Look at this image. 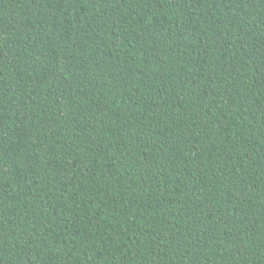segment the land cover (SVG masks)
I'll return each instance as SVG.
<instances>
[{
    "label": "trees",
    "instance_id": "16d2710c",
    "mask_svg": "<svg viewBox=\"0 0 264 264\" xmlns=\"http://www.w3.org/2000/svg\"><path fill=\"white\" fill-rule=\"evenodd\" d=\"M0 264H264V0H0Z\"/></svg>",
    "mask_w": 264,
    "mask_h": 264
}]
</instances>
